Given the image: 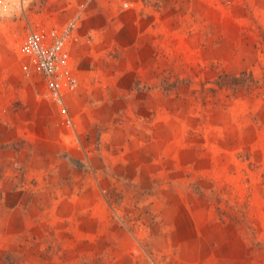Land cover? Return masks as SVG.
<instances>
[{
	"label": "rangeland",
	"instance_id": "374dc122",
	"mask_svg": "<svg viewBox=\"0 0 264 264\" xmlns=\"http://www.w3.org/2000/svg\"><path fill=\"white\" fill-rule=\"evenodd\" d=\"M70 21L58 101L19 48ZM0 264H264V0L0 20Z\"/></svg>",
	"mask_w": 264,
	"mask_h": 264
},
{
	"label": "built area",
	"instance_id": "2783aa9c",
	"mask_svg": "<svg viewBox=\"0 0 264 264\" xmlns=\"http://www.w3.org/2000/svg\"><path fill=\"white\" fill-rule=\"evenodd\" d=\"M74 24L70 21L62 28H51L48 32L31 28L19 48L20 54L43 76L47 96L58 101H61L63 90L74 85L68 46Z\"/></svg>",
	"mask_w": 264,
	"mask_h": 264
},
{
	"label": "clouds",
	"instance_id": "9594fccd",
	"mask_svg": "<svg viewBox=\"0 0 264 264\" xmlns=\"http://www.w3.org/2000/svg\"><path fill=\"white\" fill-rule=\"evenodd\" d=\"M33 0H0V20L11 18L19 11L27 9Z\"/></svg>",
	"mask_w": 264,
	"mask_h": 264
},
{
	"label": "crops",
	"instance_id": "0c3cea01",
	"mask_svg": "<svg viewBox=\"0 0 264 264\" xmlns=\"http://www.w3.org/2000/svg\"><path fill=\"white\" fill-rule=\"evenodd\" d=\"M51 25H49L48 27H47V29H51V28H55V27H53L52 25V23H50ZM60 29V28H59ZM72 33H73V30L71 31V35H70V38H71V36H72ZM72 41H70L69 42V44H68V46H69V53H70V59H71V67H72V71H73V73L75 74V76L77 75L76 74V71H75V66H74V57L72 56V43H71Z\"/></svg>",
	"mask_w": 264,
	"mask_h": 264
}]
</instances>
